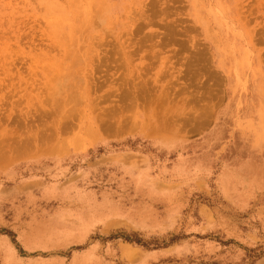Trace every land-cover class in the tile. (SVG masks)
Returning a JSON list of instances; mask_svg holds the SVG:
<instances>
[{"label": "rangeland", "instance_id": "obj_1", "mask_svg": "<svg viewBox=\"0 0 264 264\" xmlns=\"http://www.w3.org/2000/svg\"><path fill=\"white\" fill-rule=\"evenodd\" d=\"M0 264H264V0H0Z\"/></svg>", "mask_w": 264, "mask_h": 264}]
</instances>
